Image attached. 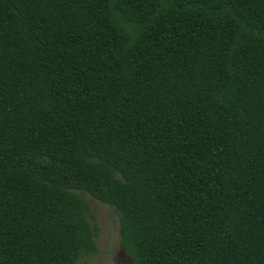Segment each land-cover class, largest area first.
<instances>
[{
  "label": "trees",
  "instance_id": "trees-1",
  "mask_svg": "<svg viewBox=\"0 0 264 264\" xmlns=\"http://www.w3.org/2000/svg\"><path fill=\"white\" fill-rule=\"evenodd\" d=\"M132 264H264V0H0V264H81L90 200Z\"/></svg>",
  "mask_w": 264,
  "mask_h": 264
},
{
  "label": "rangeland",
  "instance_id": "rangeland-1",
  "mask_svg": "<svg viewBox=\"0 0 264 264\" xmlns=\"http://www.w3.org/2000/svg\"><path fill=\"white\" fill-rule=\"evenodd\" d=\"M90 200L94 209L95 220H92L96 228L97 251L81 259V264H132L120 239V216L108 203L98 199Z\"/></svg>",
  "mask_w": 264,
  "mask_h": 264
}]
</instances>
